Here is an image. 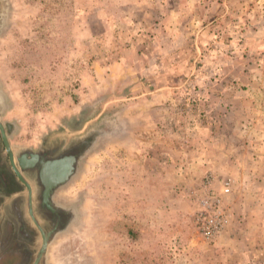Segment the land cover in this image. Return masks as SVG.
<instances>
[{"label":"rangeland","instance_id":"374dc122","mask_svg":"<svg viewBox=\"0 0 264 264\" xmlns=\"http://www.w3.org/2000/svg\"><path fill=\"white\" fill-rule=\"evenodd\" d=\"M3 11L17 141L120 128L72 189L86 216L71 254L264 264V0H0ZM212 193L225 222L208 240L197 216Z\"/></svg>","mask_w":264,"mask_h":264},{"label":"water","instance_id":"95a60500","mask_svg":"<svg viewBox=\"0 0 264 264\" xmlns=\"http://www.w3.org/2000/svg\"><path fill=\"white\" fill-rule=\"evenodd\" d=\"M6 29L3 11L0 41ZM6 76L0 83V264H57L54 256L59 264H83L70 253L73 248L66 249L86 216L82 198L72 189L87 159L120 128L108 122L104 129L84 133L72 125L45 134L38 145H21L8 90L10 73ZM56 146L67 150L54 153ZM3 175L15 190L5 185Z\"/></svg>","mask_w":264,"mask_h":264},{"label":"built area","instance_id":"2783aa9c","mask_svg":"<svg viewBox=\"0 0 264 264\" xmlns=\"http://www.w3.org/2000/svg\"><path fill=\"white\" fill-rule=\"evenodd\" d=\"M229 192V189L226 190ZM220 199L212 193L201 201L202 210L197 216V226L203 237L208 240L215 239L224 227L220 207Z\"/></svg>","mask_w":264,"mask_h":264},{"label":"flooded vegetation","instance_id":"af4514ba","mask_svg":"<svg viewBox=\"0 0 264 264\" xmlns=\"http://www.w3.org/2000/svg\"><path fill=\"white\" fill-rule=\"evenodd\" d=\"M86 143V142H85ZM57 147V146H56ZM54 148L53 150H52V152H54V153H56L58 150H60V149H66V148ZM69 149V148H68ZM67 150V149H66ZM66 150H65V152H66ZM4 176V178H5V181L7 182V183H5V185L7 184V186H8V188L11 190V191H13V190H15L17 187L15 186V184H13V183H11L10 182V180H9V178H8V176L6 175H3ZM10 176V175H9ZM4 183V182H3ZM4 185V186H5ZM8 189V190H9Z\"/></svg>","mask_w":264,"mask_h":264}]
</instances>
